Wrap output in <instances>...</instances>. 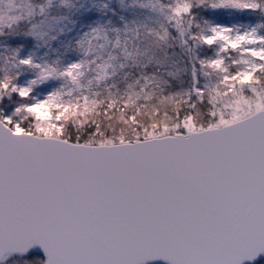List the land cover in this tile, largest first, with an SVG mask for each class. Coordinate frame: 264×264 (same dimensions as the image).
Here are the masks:
<instances>
[{
    "label": "water",
    "instance_id": "obj_1",
    "mask_svg": "<svg viewBox=\"0 0 264 264\" xmlns=\"http://www.w3.org/2000/svg\"><path fill=\"white\" fill-rule=\"evenodd\" d=\"M30 252L44 264L263 259L264 108L218 127L98 145L0 120V262Z\"/></svg>",
    "mask_w": 264,
    "mask_h": 264
},
{
    "label": "rangeland",
    "instance_id": "obj_2",
    "mask_svg": "<svg viewBox=\"0 0 264 264\" xmlns=\"http://www.w3.org/2000/svg\"><path fill=\"white\" fill-rule=\"evenodd\" d=\"M193 2L0 0V91L22 98L17 105L5 104L0 120L14 132L35 126L50 132L41 136L58 137L53 133L61 116L87 107L96 91L118 86L127 66L138 62L144 49L151 52L156 37L182 20ZM201 2L195 6L198 37L213 52L200 62L224 81H251L264 70L262 8L256 0ZM49 6L54 16L34 21ZM22 23L29 25L17 34ZM9 256L0 263L15 264Z\"/></svg>",
    "mask_w": 264,
    "mask_h": 264
},
{
    "label": "trees",
    "instance_id": "obj_3",
    "mask_svg": "<svg viewBox=\"0 0 264 264\" xmlns=\"http://www.w3.org/2000/svg\"><path fill=\"white\" fill-rule=\"evenodd\" d=\"M198 1L182 20L156 37L151 52L144 49L139 61L127 66L121 84L96 91L87 107L61 116L60 129L53 135L79 144L132 142L222 126L264 108V70L249 82L224 81L200 62L213 48L198 37ZM256 1L264 15V0ZM50 6L34 21L54 16ZM28 25L16 27L17 34ZM205 80L211 81L207 89L202 87ZM21 101L11 91H0V110ZM24 131L50 134L35 126ZM9 257L15 264L44 263L34 252ZM254 264H264V258Z\"/></svg>",
    "mask_w": 264,
    "mask_h": 264
}]
</instances>
